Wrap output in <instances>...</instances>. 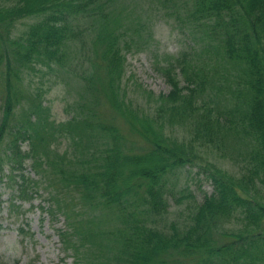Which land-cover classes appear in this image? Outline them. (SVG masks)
Wrapping results in <instances>:
<instances>
[{
	"label": "trees",
	"instance_id": "1",
	"mask_svg": "<svg viewBox=\"0 0 264 264\" xmlns=\"http://www.w3.org/2000/svg\"><path fill=\"white\" fill-rule=\"evenodd\" d=\"M115 1L0 0V188L12 183L16 198L32 202L37 185L47 184L53 210L44 212L68 220L73 233H56L65 252L75 253V264H264V0H195L194 22L207 28L214 43L193 54L214 52L213 63L192 64L190 53L167 59L170 64L160 70L171 91L156 98L152 115L135 108L122 92L126 53L142 35L133 23L136 10ZM25 19L34 22L15 37L16 23ZM90 19L96 62L83 80L89 92L104 93L131 133L142 138L143 150L136 151L88 105H83L87 113L74 106L71 119L58 127L72 152L51 149L54 123L48 122L39 95H30L33 103L17 119L25 103L21 75L39 64L65 67L69 47L86 42L80 22ZM221 60L238 67L220 72L214 63L219 67ZM177 125L191 127V140L168 133ZM231 138H248L242 173L212 165L208 178L214 192L195 203L185 225L161 227L170 210L168 176L200 161V148L225 145ZM28 161L39 179L27 175ZM63 161L69 171L59 167ZM60 184L69 194L80 188L85 206L116 210L119 229L109 237L116 239L117 250L102 257L95 246L98 222H92L98 215L74 212L73 198L68 203L61 196Z\"/></svg>",
	"mask_w": 264,
	"mask_h": 264
},
{
	"label": "rangeland",
	"instance_id": "2",
	"mask_svg": "<svg viewBox=\"0 0 264 264\" xmlns=\"http://www.w3.org/2000/svg\"><path fill=\"white\" fill-rule=\"evenodd\" d=\"M116 0L115 2H117ZM136 10L133 23H138L141 38L132 45V50L126 53L124 64V75L122 80V92L127 100L133 103L137 109L152 115L156 107V98L168 95L171 86L167 83L165 75L160 67L168 66L167 59L175 61L182 53L192 55L191 62L203 65L206 62L212 65L214 52L205 54L203 57L197 54L202 47H207L214 41L206 35V27L194 22L195 0H120ZM122 3H114V8H120ZM34 19H25L16 23L14 36H21ZM141 23V24H140ZM80 24L87 30L86 42L79 43L77 47L70 46L69 61L65 67L48 68L37 65L26 70L21 75L19 84L25 96L24 105L17 112V119L24 118L26 109L33 103L30 95H39L41 106L45 107V116L48 122L54 123L53 135L48 141H54L51 149L63 153L72 152L69 141L57 132L58 127L67 123L74 111V106L81 107L80 112L85 111L83 105L97 111L107 123L116 126L121 134H124L128 142L136 151L143 150V140L139 135H133L130 127L121 117L116 114L107 103L104 93L89 92V82L83 78L91 75L93 64L96 59L90 44V33L93 31V19L84 20ZM198 26V28H195ZM138 27V25L136 26ZM129 37V36H128ZM141 40V43L138 42ZM91 47V48H90ZM196 48V54L193 50ZM90 51V55H88ZM204 54V52L202 53ZM201 54V55H202ZM94 61V63H93ZM238 67V65L221 60L219 67L214 63V69H225ZM159 69V70H158ZM101 75L104 69L100 68ZM182 80V78L180 77ZM0 76V83L2 82ZM182 85L184 83L182 82ZM0 88V93H1ZM151 92L153 96L148 93ZM96 95V96H95ZM208 101V100H207ZM221 103V106H224ZM25 108V109H24ZM85 116V115H83ZM168 133L180 140H191L193 134L189 125H177L175 128L168 127ZM247 139L240 141L231 138L230 141L218 147L205 146L200 148V161L192 166L181 168L168 176V187L171 188L168 202L170 204L169 214L160 220L161 227H171L173 223L185 225L195 208V203L203 202L207 195L214 192L213 183L208 178L209 168L212 165L222 168L233 175H240L245 167L244 156L246 150L244 143ZM142 142H141V141ZM27 149V146H25ZM43 151V149H41ZM53 157L51 156V159ZM63 161L59 167L69 171ZM27 174L30 179H39L32 169L31 161L26 164ZM8 170L6 169V173ZM12 183L4 184L0 188V263L1 264H75L76 255L72 251H66L62 246L56 229L66 230L67 235L73 233L68 229V220L62 214L51 219L45 210L50 209L52 197L47 191V184L39 183L38 192L33 202L21 201L16 194ZM65 185H67L65 183ZM65 185L60 184L62 195L69 203L73 198L74 212L83 213L85 217L98 215L92 222H98L99 238L95 239L97 251L102 257L105 251L112 253L117 250L116 239H110L109 235L119 229V215L116 210L80 203V188L77 191L67 193ZM68 190H73L70 188ZM185 199L181 196L190 195ZM12 204L15 205L14 211ZM96 204V201L93 202ZM56 207V206H55ZM53 210V208L51 207ZM63 210L66 209L63 207ZM56 211L62 212L56 208ZM70 225V223H69ZM22 229V231H21Z\"/></svg>",
	"mask_w": 264,
	"mask_h": 264
}]
</instances>
